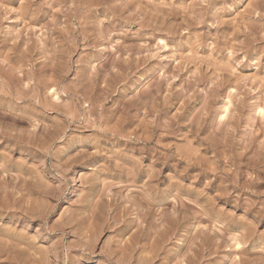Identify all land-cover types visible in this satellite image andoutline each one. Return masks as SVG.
I'll return each mask as SVG.
<instances>
[{
    "label": "rangeland",
    "instance_id": "374dc122",
    "mask_svg": "<svg viewBox=\"0 0 264 264\" xmlns=\"http://www.w3.org/2000/svg\"><path fill=\"white\" fill-rule=\"evenodd\" d=\"M0 264H264V0H0Z\"/></svg>",
    "mask_w": 264,
    "mask_h": 264
}]
</instances>
